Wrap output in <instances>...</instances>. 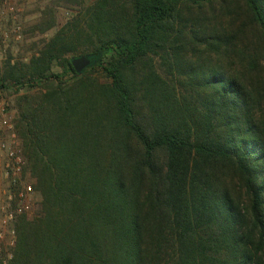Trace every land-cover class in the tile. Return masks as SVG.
<instances>
[{
	"label": "trees",
	"instance_id": "1",
	"mask_svg": "<svg viewBox=\"0 0 264 264\" xmlns=\"http://www.w3.org/2000/svg\"><path fill=\"white\" fill-rule=\"evenodd\" d=\"M52 5L0 79L38 198L8 264H264V0Z\"/></svg>",
	"mask_w": 264,
	"mask_h": 264
},
{
	"label": "rangeland",
	"instance_id": "2",
	"mask_svg": "<svg viewBox=\"0 0 264 264\" xmlns=\"http://www.w3.org/2000/svg\"><path fill=\"white\" fill-rule=\"evenodd\" d=\"M52 2L53 0H0V79L4 76L8 64L27 63L37 54L38 49L42 48L43 42L48 41L68 20L69 10L55 8L56 26L48 31L42 30V12L46 6L53 7ZM92 77L100 83L109 82L96 70ZM25 92L23 89L15 94V90L11 88L0 89V95L9 108L14 126L17 117L16 98Z\"/></svg>",
	"mask_w": 264,
	"mask_h": 264
},
{
	"label": "built area",
	"instance_id": "3",
	"mask_svg": "<svg viewBox=\"0 0 264 264\" xmlns=\"http://www.w3.org/2000/svg\"><path fill=\"white\" fill-rule=\"evenodd\" d=\"M38 207L34 183L10 111L0 95V264H8L16 243V224Z\"/></svg>",
	"mask_w": 264,
	"mask_h": 264
},
{
	"label": "water",
	"instance_id": "4",
	"mask_svg": "<svg viewBox=\"0 0 264 264\" xmlns=\"http://www.w3.org/2000/svg\"><path fill=\"white\" fill-rule=\"evenodd\" d=\"M91 64L89 56H80L71 59V65L77 74H81Z\"/></svg>",
	"mask_w": 264,
	"mask_h": 264
}]
</instances>
